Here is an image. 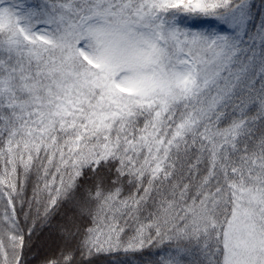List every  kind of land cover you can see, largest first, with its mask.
I'll list each match as a JSON object with an SVG mask.
<instances>
[{"label": "snow or ice", "instance_id": "snow-or-ice-1", "mask_svg": "<svg viewBox=\"0 0 264 264\" xmlns=\"http://www.w3.org/2000/svg\"><path fill=\"white\" fill-rule=\"evenodd\" d=\"M0 264H264V0H0Z\"/></svg>", "mask_w": 264, "mask_h": 264}]
</instances>
